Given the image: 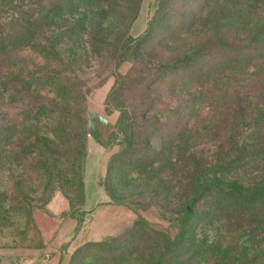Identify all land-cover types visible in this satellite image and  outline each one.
Listing matches in <instances>:
<instances>
[{
  "label": "rangeland",
  "instance_id": "rangeland-1",
  "mask_svg": "<svg viewBox=\"0 0 264 264\" xmlns=\"http://www.w3.org/2000/svg\"><path fill=\"white\" fill-rule=\"evenodd\" d=\"M0 34L2 259L183 264L185 198L264 188V0H0Z\"/></svg>",
  "mask_w": 264,
  "mask_h": 264
},
{
  "label": "trees",
  "instance_id": "trees-1",
  "mask_svg": "<svg viewBox=\"0 0 264 264\" xmlns=\"http://www.w3.org/2000/svg\"><path fill=\"white\" fill-rule=\"evenodd\" d=\"M251 100L245 107L249 113L243 115L245 123H256L257 117L264 113V102ZM225 111L232 113L234 109L226 107ZM206 180L201 176L198 187ZM250 188L237 183L225 190H216L217 200L226 202L228 199V202L213 207L214 219L209 226L203 222L199 229L184 226L194 219L195 209L205 196L204 191H196L185 198L171 226V244L191 242L183 264H264V188ZM209 196L212 198V194ZM209 228L214 231L212 235L208 233ZM187 233H191V237L186 239ZM178 260L173 264H180Z\"/></svg>",
  "mask_w": 264,
  "mask_h": 264
},
{
  "label": "crops",
  "instance_id": "crops-1",
  "mask_svg": "<svg viewBox=\"0 0 264 264\" xmlns=\"http://www.w3.org/2000/svg\"><path fill=\"white\" fill-rule=\"evenodd\" d=\"M8 260L2 259L0 255V264H68L70 256L66 251L59 250L55 253L47 250L36 249L25 251L18 256L7 254Z\"/></svg>",
  "mask_w": 264,
  "mask_h": 264
}]
</instances>
